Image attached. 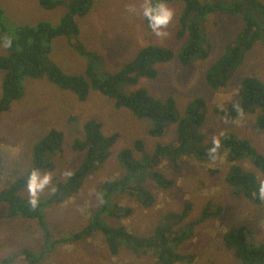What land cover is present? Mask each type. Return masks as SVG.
<instances>
[{"label": "rangeland", "instance_id": "1", "mask_svg": "<svg viewBox=\"0 0 264 264\" xmlns=\"http://www.w3.org/2000/svg\"><path fill=\"white\" fill-rule=\"evenodd\" d=\"M69 1L64 0L63 5L54 10L42 9L36 1H24L18 4L21 11L14 13L12 18L20 24L47 21L56 25L65 13ZM258 1L264 5V0ZM143 3L144 0H93L89 12L75 18L79 28L77 39L69 41L64 37L56 38L48 55L49 61L70 75H84L90 61L89 52L95 58L97 71L106 75L119 71L143 47L159 45L167 48L174 53V57L166 63L155 64L156 78H141L139 86L146 88L155 99L164 101L169 96L173 97L180 114L191 100L202 98L206 102L208 115L198 130L203 135L201 144H209L213 137L220 140L224 134L232 131L235 138L247 140L251 148L264 157V133L257 134L254 126L258 111L251 116L240 114L235 124L225 122L214 113L212 115V108L226 105L233 99L243 77L257 75L264 81V37L246 53L244 62L233 73L226 87L213 91L205 86L204 75L243 27V22L235 15L219 11L206 15L201 23V30L206 36L205 42L209 44V55L204 60L192 61L186 67L178 62L177 55L187 39L176 37L179 30L178 19L185 3L166 2L174 12L172 23L164 29L166 36H157L148 28L147 21L140 14ZM130 6L137 9L135 14L128 12ZM257 12L260 16L254 15L253 18L261 22L262 11L257 9ZM9 16L11 17L10 14ZM77 40L86 49L84 54L78 53L73 46ZM3 52L5 47H0V53ZM2 78L3 73L0 71V85ZM24 84L23 98L14 102L13 108L0 117V154L3 159L0 187H9L32 167V147L51 128L62 132L63 150L45 154L53 155L51 158L54 167L48 172L52 177L50 185L38 196L42 207L47 205L46 201L52 196L54 179H64L66 172L75 169L81 160V153L74 151L72 144L82 141L85 123L95 120L105 136L116 134L118 139L109 158L88 176L85 188L60 204L44 208L42 222L38 219L10 218L7 216L6 206L0 204V264H8L5 260L16 255L18 256L11 264H28L27 258H23L25 253L32 254L38 264H161L154 255V249L149 248L148 257L138 258L127 249V245H121L118 255L112 257L103 233L87 238L75 246H57L51 252H41L48 249L43 240V232L46 235L48 231L52 239H55L78 231L88 224L94 211L100 206L96 190L105 181L119 178L123 174L118 156L122 149L134 150L133 144L139 141L146 156H152L158 144L174 141V125L165 131L163 138H153L147 134L151 123L138 121L130 112L116 109L113 100L105 99L97 92L91 93L81 102L72 93L56 88L46 78H26ZM126 90L125 92H134L136 89L130 90L129 87ZM227 158V152L221 149L215 159L205 162L186 157H182L179 163L162 160L156 171L169 180L170 185L163 188L149 178L143 181L141 187L148 190L154 198V204L146 211L141 210V206L129 194L114 197L112 201L115 204L136 209L134 215L123 221L132 234H135V239L128 247L132 249L141 239H154L152 234H155L157 220L163 214L181 215L185 212V219L180 223L183 225L199 218L207 205L220 206L222 216L216 220L207 218L201 222L195 229L194 236L176 250L183 255L194 254V264H238L233 252L224 245L223 234L239 230L243 225L249 224L245 231L249 243L264 241V203L261 206L252 204L223 182L222 177L232 165L237 164L231 163ZM238 164L244 170L253 172L258 180L264 179L263 172L247 161ZM211 170L216 171L215 175ZM19 193L25 200L30 199L26 186ZM185 206L189 209H185ZM110 212L111 210H107L105 213ZM106 221L109 222L108 219ZM250 223L253 224L252 227Z\"/></svg>", "mask_w": 264, "mask_h": 264}, {"label": "trees", "instance_id": "2", "mask_svg": "<svg viewBox=\"0 0 264 264\" xmlns=\"http://www.w3.org/2000/svg\"><path fill=\"white\" fill-rule=\"evenodd\" d=\"M24 1L28 0H0V47L3 46L4 36L11 40V46L5 47V52L0 53V71L3 73L0 85V117L13 108L14 102L23 98L26 78H46L56 88L72 92L79 101H85L93 92L99 93L105 99L113 100L116 109H128L137 119L150 122L149 135L152 137L164 136L163 130L172 124L175 125L174 141L166 147L158 146L152 156H146L139 141L133 144L134 150L130 148L122 150L119 160L123 174L119 178L105 181L101 188L96 190L100 206L97 211H94L84 228L55 239H52L48 231L46 235L43 232V240L48 249L41 253L51 252V249L57 246L81 244L99 231L106 237L109 252L115 255L121 243L128 245L135 238L127 234L123 227L113 228L104 221L105 217L123 218L130 213L129 209H119L120 207L112 201L114 197L129 194L134 196L143 207L149 208L154 204V198L148 190L141 187L143 181L149 178L163 188L170 185V181L156 171V167L162 160L179 163L182 157L198 162L213 159L209 153L213 147L212 142L206 145L201 144L203 135L198 133L207 120L205 101L198 97L191 100L185 106L183 115L179 116L172 98L167 99L168 107L164 108L145 88H135L140 78L154 79L157 76L155 64L166 63L174 57L171 50L159 45L141 48L134 59L119 71L106 75L97 71L95 58L88 52L90 61L85 68V74L70 75L60 66L50 62L48 55L56 38L64 37L69 41L77 39L79 28L75 18L86 15L93 5V0H70L66 4L65 13L56 25L47 21L32 24L18 23L19 21L12 17L14 13L21 11L18 9V4ZM32 1H36L39 7L45 10H54L64 2V0ZM172 1L185 3L178 19L179 30L176 37L187 39L182 51L177 55L178 62L186 67L192 61L204 60L209 55V44L205 42L206 36L201 30V23L206 15L219 11L235 15L242 20L243 27L228 42L223 53L204 75L205 86L210 90L220 91L244 62L246 53L255 42L264 37V5L258 0H165V2ZM257 9L262 11L261 22L253 18L254 15L260 16ZM73 46L78 53L87 52L79 40ZM129 87L136 90L125 92ZM255 111H258L254 120L256 133L262 134L264 133V82L257 75L242 78L236 100L213 108L214 114L229 124H235L240 114L251 116ZM100 127V124L94 120L84 124V142L79 141L75 144L76 149L85 150L83 163L77 169L68 170L64 179H54L52 182L54 191L46 201L47 205L42 207L38 202L37 207L33 208L30 203H27L28 198L26 201L19 193L25 187L29 172L33 169H38L41 173L50 172L54 167L51 158L53 155L45 154L63 150L62 132L53 128L47 130L46 134L40 137L32 147V167L20 178L15 179L9 187L0 188V204L6 206L7 216L38 219L42 222L44 208L52 204H60L85 188L88 176L93 169L104 163L109 156L110 148L117 140V136L114 135L105 137ZM231 132H227L220 138L215 158L221 149H224L231 163L249 159L250 165L259 169L264 175V157L257 154L247 140L237 139ZM2 164L3 159L0 154V170ZM68 164L71 165L70 162ZM215 172L211 170L214 175ZM222 179L243 194L252 204L256 206L263 204L254 196L258 180L253 172L235 164ZM185 209L189 208L185 206ZM107 210H111L112 213L106 214ZM221 214L220 206L207 205L199 218L180 225L185 219V212L181 215L165 213L157 220L155 234H152L154 239L150 241L141 239L131 251L137 255H145L148 248L154 249V255L161 264H194V254L183 255L176 250L183 242L194 236V231L201 222L207 218L216 220L221 217ZM252 225L250 223L251 227ZM248 228L249 224L243 225L239 230L224 233L225 245L234 251L239 264H264V243H249L245 235ZM23 258H27L28 264H38L32 254L25 253ZM13 260L14 258L10 257L5 261L10 264Z\"/></svg>", "mask_w": 264, "mask_h": 264}, {"label": "clouds", "instance_id": "3", "mask_svg": "<svg viewBox=\"0 0 264 264\" xmlns=\"http://www.w3.org/2000/svg\"><path fill=\"white\" fill-rule=\"evenodd\" d=\"M136 11H137V9L135 8V6H130L129 8H128V12L130 13V14H135L136 13ZM140 14L143 16V18L147 21V26H148V28L151 30V32H153V33H155L157 36H166L167 35V33L164 31V29H166L171 23H172V21H173V17H174V12H173V10L171 9V8H169L168 7V5H167V3L165 2V0H144V3L142 4V6H141V8H140ZM242 21V20H241ZM18 23H20V22H18ZM258 42V41H257ZM257 42H255V44L257 43ZM2 43H3V46L4 47H10L11 46V40L9 39V37H7V36H4L3 38H2ZM254 44V45H255ZM253 45V46H254ZM3 46H2V48H3ZM252 49V48H251ZM250 49V50H251ZM249 50V51H250ZM156 78V77H155ZM154 78V79H155ZM141 79V78H140ZM139 79V80H140ZM138 80V81H139ZM151 80H153V79H151ZM263 81V80H262ZM264 82V81H263ZM224 87H226V85L224 86ZM224 87H222V89L224 88ZM239 87H240V85H239ZM135 88H138V89H140V88H144V87H141V86H139V83L137 82V84H136V87ZM146 89V88H145ZM221 89V90H222ZM130 90H131V88H130ZM147 90V89H146ZM238 90H239V88H238ZM148 91V90H147ZM65 92H70V91H67V90H65ZM70 93H72V92H70ZM73 94V93H72ZM236 92H235V94H234V96H233V99L232 100H236ZM74 95V94H73ZM76 97V96H75ZM154 97V96H153ZM168 98H172L173 99V97H171V96H169V97H167L164 101H162V100H159V99H156L164 108H166V107H168V104H167V99ZM174 100V99H173ZM231 100V101H232ZM82 102V101H81ZM174 103H175V108H176V110H177V114L179 115V116H182L183 115V112H184V110H183V112H182V114H180L179 112H178V109H177V105H176V102H175V100H174ZM187 105V104H186ZM185 105V106H186ZM205 106H206V110H207V105H206V102H205ZM184 109H185V107H184ZM118 110H125V111H128V112H130L128 109H125V108H120V109H118ZM131 113V112H130ZM213 108H212V115H213ZM132 114V113H131ZM207 115H208V112H206V117H207ZM133 116V115H132ZM134 117V116H133ZM220 117V116H219ZM136 118V117H135ZM221 118V117H220ZM137 119V118H136ZM222 119V118H221ZM138 121H145V122H148V121H146V120H139V119H137ZM95 121V120H94ZM150 123V122H149ZM172 125H174V124H172ZM171 126V125H170ZM169 126V127H170ZM168 127V128H169ZM174 127H175V125H174ZM101 128V127H100ZM168 128H165L164 130H163V133L165 132V131H167L168 130ZM101 131V130H100ZM150 131V130H149ZM149 131H147V134L149 133ZM162 133V134H163ZM103 134V133H102ZM104 135V134H103ZM117 136L116 134H112V135H110V136H105V137H111V136ZM164 136L166 135V133L165 134H163ZM174 135H175V129H174ZM164 136H162V137H157V138H163ZM150 137H152V136H150ZM153 138H155V137H153ZM117 139H118V136H117ZM117 141V140H116ZM116 141H115V143H116ZM76 142H79V141H75V143H73L72 144V149L74 150V151H77V152H79V153H81V155H82V157H81V160L79 161V163H78V165L75 167V169H77L83 162H82V160H83V157H84V154H85V150H79V149H76L75 148V144H76ZM81 143H83L84 142V140L82 139V141H80ZM115 143L113 144V146L115 145ZM169 144H171V143H168V144H164V145H160V144H158L157 145V147L158 146H163V147H166V146H168ZM212 145H213V147L209 150V153H210V155L212 156V158L213 159H215V153H216V150H217V148L219 147V140L217 139V138H215V137H213V139H212ZM113 146L110 148V150H109V156H110V151H111V149L113 148ZM157 147H156V149H157ZM155 149V150H156ZM123 150V149H122ZM122 150L120 151V153L122 152ZM155 152V151H154ZM119 153V154H120ZM109 156H108V158H109ZM119 156V155H118ZM107 158V159H108ZM106 159V160H107ZM105 160V161H106ZM104 161V162H105ZM243 161H247L248 163H249V159H247V160H243ZM241 162V161H240ZM239 162H237V164H238ZM103 164V163H102ZM101 164V165H102ZM250 164V163H249ZM101 165H98L97 167H96V169L99 167V166H101ZM239 165V164H238ZM95 169V170H96ZM94 169H93V172L95 171ZM92 172V173H93ZM91 173V174H92ZM90 174V175H91ZM89 175V176H90ZM51 179H52V177H51V174L50 173H47V172H45V173H41L38 169H33L31 172H29V174H28V176H27V178H26V182H25V186H26V190H27V192H28V195H29V197H30V199H29V203H30V205H31V207H33V208H35V207H37V205H38V196H39V194L42 192V191H44L45 190V188H47L49 185H50V183H51ZM258 180V179H257ZM108 181V180H107ZM225 184L230 188V189H232L238 196H243V194H241L238 190H236V189H233L231 186H229L228 184H227V182H225ZM7 187V186H6ZM6 187H0L1 189H4V188H6ZM53 191H54V189H53ZM125 195V194H124ZM254 196H255V198L258 200V201H260V202H263L264 203V179H259L258 181H257V188H256V191H255V193H254ZM133 198H134V196H132ZM131 197V199H133ZM244 197V196H243ZM245 198V197H244ZM135 200H136V202L141 206V210H147V208H145V207H143L142 205H141V203L136 199V198H134ZM135 203V202H134ZM117 205H118V203H117ZM261 206V205H260ZM118 207H120V209H129L130 210V213H129V215H127L126 217H123V218H104V221L106 222V224L107 225H109V226H111V227H113V228H121V227H123L124 228V230L126 231V233L127 234H130L131 236H133L134 238H135V234H132V231L128 228V226L123 222L124 220H126V219H128L129 217H131L132 215H134V212L136 211V209L135 208H133V207H131V206H128V205H126L125 207H122V206H119L118 205ZM145 210V211H146ZM6 212H7V210H6ZM221 216H222V214H221ZM109 220V222H107L106 220ZM86 226V225H85ZM84 226V227H85ZM83 227V228H84ZM99 233H101V232H99V231H97L96 233H94L92 236H90V237H88V238H91V237H93V236H97V234H99ZM226 233V232H225ZM223 243H224V245H225V242H224V234H223ZM260 243H264V241H262V242H260ZM121 245H127V244H125V243H121L120 244V246ZM62 246H64V245H62ZM68 246H71V245H68ZM226 246V245H225ZM127 247V249L128 250H131V248L130 247H128V245L126 246ZM227 247V246H226ZM228 248V247H227ZM228 249H230V248H228ZM232 252H233V254H234V251L232 250V249H230ZM118 252H119V250H118ZM118 252H117V254H115V255H112L110 252V255L113 257V256H116V255H118ZM131 253H133L132 251H131ZM134 254V253H133ZM18 255H16V256H13V257H11V258H16ZM134 256H136V257H138V258H145V257H148L149 255L146 253L145 255H137V254H134ZM236 258V257H235ZM236 260H237V262H238V264H239V261H238V259L236 258ZM11 264V263H10Z\"/></svg>", "mask_w": 264, "mask_h": 264}]
</instances>
